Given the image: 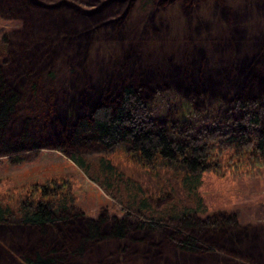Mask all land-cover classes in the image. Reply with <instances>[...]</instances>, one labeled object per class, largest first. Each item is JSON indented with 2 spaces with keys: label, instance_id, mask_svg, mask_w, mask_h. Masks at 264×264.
I'll list each match as a JSON object with an SVG mask.
<instances>
[{
  "label": "rangeland",
  "instance_id": "1",
  "mask_svg": "<svg viewBox=\"0 0 264 264\" xmlns=\"http://www.w3.org/2000/svg\"><path fill=\"white\" fill-rule=\"evenodd\" d=\"M37 35L40 41L33 43ZM27 58H31L32 63ZM37 58L40 61L31 71L33 76L36 75L32 78L27 71L32 69L31 64ZM262 65L264 0H0V74L25 95L22 101L25 110L36 109L28 125V132L36 138V146L24 140L18 151L0 148V199L21 200L26 191L38 192L36 188L32 189L33 183L48 182L65 175L73 195L74 209L70 211L78 212L77 218L71 219L79 224L76 230L80 231L85 221H95L99 217L104 218L101 225L106 222L109 225L113 217L120 218L125 213L120 200L69 159L70 147L59 150L53 146L62 137L61 129L67 134L75 109L85 108L79 100L80 95L95 89L97 84L102 90L107 86L117 90L128 80L139 88L143 86L140 84L143 79L147 83L141 91L143 99H148L158 121H163L162 116L168 119L172 114L167 109L162 113V106L156 102L160 92L168 93L170 97L171 92L175 96L180 94L190 101L193 110L199 114H192L189 121L194 135L213 117V114H202L207 102L200 94L206 92L208 101L223 98L221 101L226 104H231L236 95H262L264 84L247 87L246 81L249 70L254 71ZM68 66L72 71L67 73ZM207 67L221 70L217 77L219 85L210 82L205 88L203 85L190 87L193 86L192 79L201 77ZM174 68L176 70L172 71ZM174 71L177 72L170 76ZM31 82L35 83L33 90L28 86ZM220 85L223 90L215 91ZM239 87L251 92L243 94L238 91ZM230 106L227 113L231 118L237 117L238 112ZM15 111L18 113V109ZM10 121L5 139L12 140L23 123L13 116ZM174 137L185 140L181 133ZM230 148L232 151H226L224 146L208 149L212 166L202 172L196 190L203 208L200 219L223 218V222L234 223L233 230L261 236L264 233V154L244 158L239 154H244L241 148ZM81 152L86 156L103 153L113 158L114 151L104 150L91 142ZM117 154L113 158L115 162L129 160L140 165L127 148ZM166 167L170 169V166ZM145 182L141 181L142 184ZM147 188L146 196L154 206L164 202L154 185ZM128 215L131 221L139 218ZM62 228L65 229L63 225ZM170 229L169 225L162 226L159 229L161 236L156 234L155 238L162 237L159 240L162 247L157 253L170 257L172 262L171 247L165 244H170ZM130 231L136 234V231ZM201 232L199 241L210 242L211 233L208 230ZM144 234L150 238L146 228L138 232L140 236ZM21 235L19 241H24L25 236ZM126 243L124 255L111 263L96 257L89 259L85 253L78 255V260L67 259L64 264H151L147 262L150 259L147 255L153 251L144 253L142 246L129 244L127 239ZM223 244H215L221 248L216 249L219 253L201 255H218L217 264H225L223 259L220 260V254L235 251L238 257L246 258V264H260L245 247L234 250ZM23 246L24 243L13 245L0 240V264H20L21 254L30 247ZM105 248L110 247L106 245ZM113 251L112 248L110 253ZM207 259L212 262L210 257ZM225 261L239 264L238 261Z\"/></svg>",
  "mask_w": 264,
  "mask_h": 264
},
{
  "label": "trees",
  "instance_id": "2",
  "mask_svg": "<svg viewBox=\"0 0 264 264\" xmlns=\"http://www.w3.org/2000/svg\"><path fill=\"white\" fill-rule=\"evenodd\" d=\"M38 36L34 37L33 43L40 41ZM69 41L73 44L71 38ZM75 41L80 45L78 40ZM79 41L82 40L79 38ZM6 43L7 41L3 47ZM27 59L32 63L31 58ZM39 61L40 58H37L36 62L31 64L32 69L27 71L29 77L36 76H33L31 71ZM241 65L242 62L240 67ZM173 67L172 65L171 68ZM263 68L264 65L254 71L249 70L247 87H260L264 84ZM66 71H72L71 66ZM220 71L207 67L201 77L192 79L193 86H189L198 88L203 85L205 88L210 82L219 85L217 77L221 75ZM176 72H171L170 76H174ZM50 74L51 72H48V75ZM140 84L143 86L138 88L128 80L117 90H114L113 86L102 90L97 84L95 89L80 95L79 100L85 110L75 109V117L71 120L67 134L61 129L59 134L62 137L57 144H53L59 150L64 146L70 147L69 159L86 172L91 180H98L104 189L117 196L124 207V215L120 218L113 217L109 225L107 222L101 225L103 217L95 221L89 219L83 223V231L76 230L79 224L71 219L77 218L78 212L75 214L70 211L74 209L71 185L67 176L61 175L48 182L33 183V186L36 185L32 186V189L36 188L38 192L26 191L21 200L0 199V240L8 244L24 243L23 247L30 246L21 254L20 264H64L67 259L74 260L78 255L85 253L89 259L96 257L111 263L120 259L126 252V239L129 244L142 246L144 253L153 251L147 255L150 258L147 262L151 264H205L210 262L208 257L212 259L210 264H217L218 255H201L219 253L216 249L221 248L215 245L216 242L225 243L234 250L245 247L254 261L258 260L260 264H264V233L259 236L233 230L234 223L230 220L223 222V218L211 219L209 216L200 219L203 208L196 193L202 172L212 166L209 159L211 153L208 151L212 146H224L226 151H232L230 146L241 148L244 154H239L245 156L244 158H255L264 154V94L245 97V93L251 91L239 87L238 91L245 95H236L231 104L223 103V98L208 101L206 92L200 94L207 102L202 114H213V117L193 135V129L189 127L190 117L192 114H199L193 110L190 101L184 100L180 94L175 96L171 92L173 95L170 97L168 93L160 92L156 102L162 106V113L167 109L172 114L168 119L162 116L163 121H158V118H155L158 115H155L148 99H143L141 91L147 83L142 79ZM231 84L233 86V81ZM28 86L33 90L35 83L31 82ZM220 89L221 85L215 91L223 90ZM24 96L0 74V148L4 150L18 151L24 140H28L33 147L36 146V138L28 132L29 122L35 116L36 109L32 107L33 109L27 111L23 108ZM230 105L238 112L235 118H231L227 113ZM15 109H18V113ZM12 116L19 117L23 127L17 137L9 140L5 139L6 126L11 122ZM171 133L174 136L181 133L185 140L176 138ZM91 142L104 150L112 149L113 158L120 150L127 148L132 158L140 165L128 162L129 160L115 162L103 153L86 156L81 151ZM166 166H170V169ZM141 178L146 181L144 184L141 183ZM151 184L155 186L159 196L165 199L159 206H154L146 196L149 190L147 186L150 187ZM128 214H134L135 217L137 215L139 218L131 221ZM167 225L171 228L168 238L170 244H165L166 247H171L168 252L172 256V262L168 259L170 257L165 258V255L162 257V254L157 253L162 247L159 242L162 237L158 240L155 236H161L159 229ZM142 228L149 231V239L146 234L138 235ZM130 230L136 231V234L133 235ZM202 230L211 233L210 242L203 244L199 241L198 236L203 234ZM21 234L25 236L24 241H19L23 237ZM136 235L139 237H135ZM90 245L92 246L89 249ZM106 245L110 248H105ZM112 248L114 251L110 253ZM220 255V260L223 259L225 264V260L246 264V258L243 260L238 257L235 251Z\"/></svg>",
  "mask_w": 264,
  "mask_h": 264
}]
</instances>
